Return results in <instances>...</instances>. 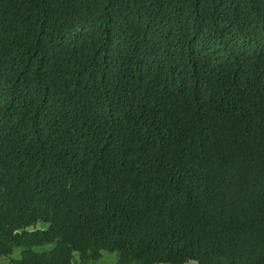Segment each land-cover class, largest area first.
<instances>
[{
  "label": "trees",
  "instance_id": "obj_1",
  "mask_svg": "<svg viewBox=\"0 0 264 264\" xmlns=\"http://www.w3.org/2000/svg\"><path fill=\"white\" fill-rule=\"evenodd\" d=\"M264 264V0H0V262Z\"/></svg>",
  "mask_w": 264,
  "mask_h": 264
},
{
  "label": "rangeland",
  "instance_id": "obj_2",
  "mask_svg": "<svg viewBox=\"0 0 264 264\" xmlns=\"http://www.w3.org/2000/svg\"><path fill=\"white\" fill-rule=\"evenodd\" d=\"M88 264H118V263H116L115 260V253L106 251L103 252V255L99 259L93 260Z\"/></svg>",
  "mask_w": 264,
  "mask_h": 264
}]
</instances>
